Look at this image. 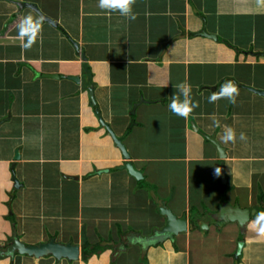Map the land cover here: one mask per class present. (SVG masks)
I'll list each match as a JSON object with an SVG mask.
<instances>
[{
	"label": "crops",
	"instance_id": "0c3cea01",
	"mask_svg": "<svg viewBox=\"0 0 264 264\" xmlns=\"http://www.w3.org/2000/svg\"><path fill=\"white\" fill-rule=\"evenodd\" d=\"M25 3L51 22L17 5ZM133 10L129 21L98 0H0V181H10L7 191L0 185V248L19 216V231L43 235L27 245L54 239L80 250L76 262L14 255L0 264H264L255 223L264 212V97L240 87L264 91V58H246L264 52V0H136ZM25 16L41 21L29 48L17 35ZM226 81L242 99L209 103ZM180 83L197 98L188 117L168 108ZM100 121L123 137L141 179L121 168ZM226 127L256 138L224 143ZM27 204L45 212L40 226ZM159 208L185 217L187 231L142 253L138 236L165 224ZM234 209L247 219L230 220ZM85 241L102 249L86 262Z\"/></svg>",
	"mask_w": 264,
	"mask_h": 264
},
{
	"label": "water",
	"instance_id": "95a60500",
	"mask_svg": "<svg viewBox=\"0 0 264 264\" xmlns=\"http://www.w3.org/2000/svg\"><path fill=\"white\" fill-rule=\"evenodd\" d=\"M17 5L19 6V8L21 7L30 8L33 11H35L42 20L51 22L46 17H44L36 7L30 4H26V3L21 4V5L17 4ZM197 35L202 36V37H207L213 40L216 39V37H214L213 35L206 34L204 29H202L199 33H197ZM70 43L73 45L74 49L77 50V44L73 41H70ZM255 55L264 58V52L256 53ZM45 77L55 79L57 78V75H46ZM73 80L76 82L78 81L77 78H74ZM233 83L234 85H236V87L238 86L234 81ZM240 87L256 95L264 97V91L262 90H256L251 87H246L243 85H240ZM90 96L92 97V93H90ZM133 109L135 110V107ZM134 110H132L130 115H133ZM5 120L6 119L1 120L0 124L3 123ZM100 123L103 125L104 129L110 135L115 146L121 151L123 162H124L121 168L126 170L128 174L135 177L136 179H141L142 178L141 173L135 170L133 165L129 161L128 153L126 152L125 147L122 143L123 137H116L108 125H106L105 123H102L101 121ZM204 137L207 138L214 145V147L216 148L218 157L219 158L224 157L223 149L220 148L219 144L216 143L214 138L207 137V136H204ZM19 154H20L19 150L17 149L14 152L15 161L19 160L20 158ZM102 172L103 171H97L96 173L100 174ZM220 177L222 180L225 178L222 170L220 173ZM12 181L14 182L15 188H18L20 186L17 180L15 179L14 174H12ZM233 211H234L233 212L234 217H230V220L234 218L236 220L238 219V221L239 220L242 221L244 218L247 219L248 214L246 211H241L238 209H234ZM158 213L165 218V224L159 229L157 228L153 229L151 234L146 237L138 236L140 237V239L137 241V243L140 245L142 253H145V251L151 246L163 243L166 240L172 241L173 237L181 233H185L187 231L188 226H187V220L185 217L176 218L171 211L164 209V208H159ZM131 239L137 240V238H132V237ZM242 245L243 243L241 242L238 243L236 251H235V256H238L240 254ZM15 253L19 255L33 257L36 259L43 258V257H52L56 261L66 260L67 262H76L79 259L80 250H79V247L75 244H70V243L62 244V243L56 242L54 239H50L49 241L38 244V245H25L19 241V239L17 238L16 232L13 231L11 244L5 250L0 249V258L1 257H13Z\"/></svg>",
	"mask_w": 264,
	"mask_h": 264
},
{
	"label": "clouds",
	"instance_id": "9594fccd",
	"mask_svg": "<svg viewBox=\"0 0 264 264\" xmlns=\"http://www.w3.org/2000/svg\"><path fill=\"white\" fill-rule=\"evenodd\" d=\"M136 0H98V7L108 12H118L126 20L133 21L136 19V13L133 6ZM41 21L33 19L32 16H25L17 28V35L24 40V47L29 48L37 39L40 33ZM179 97L174 93L171 102L168 104L169 110L179 117H188L197 106L191 99V85L180 83L177 85ZM239 95L236 85L231 81L223 83L218 93H213L208 97L209 103H214L218 99L224 98L229 103L235 104ZM236 134L231 127H226L221 140L224 143L234 142ZM241 141L246 140L244 133L239 134ZM15 161V160H14ZM255 223L259 226V232L264 233V212L257 213ZM11 244V243H10Z\"/></svg>",
	"mask_w": 264,
	"mask_h": 264
},
{
	"label": "rangeland",
	"instance_id": "374dc122",
	"mask_svg": "<svg viewBox=\"0 0 264 264\" xmlns=\"http://www.w3.org/2000/svg\"><path fill=\"white\" fill-rule=\"evenodd\" d=\"M248 68H250V69H252L251 68V66H249ZM177 79V78H176ZM175 79V80H176ZM174 90V92H175V94L179 97V89L176 87L175 89H173ZM211 92H213V91H211ZM208 94H209V92H206V96H208ZM117 96H118V93H115L114 94V99H116L117 98ZM210 96V95H209ZM254 96H256V94H254ZM259 97V96H258ZM191 99H192V101L194 100V99H197L196 97H195V95L194 94H191ZM198 99H199V97H198ZM208 99V98H207ZM236 99H242V97L239 95ZM240 131H242V130H240ZM245 131H242V133H244ZM241 132H238V134H236L237 136H236V139L235 140H240L239 139V134H240ZM257 134H258V136H259V133L257 132ZM246 136V135H245ZM246 138H248V139H255L256 138V135H248V136H246ZM156 155H159V151H157L156 153H155ZM2 155V153L0 152V156ZM158 165H160V164H156V163H154L153 164V168L156 170L157 168H158ZM164 167H165V165H164ZM164 167H162V168H164ZM7 179V178H6ZM5 179V177H3L2 179H1V181H0V185H1V188L3 187V189L5 190V191H7V187H8V185H9V177H8V179L6 180ZM11 179H12V174H11ZM5 181V182H4ZM9 181V182H8ZM12 187L13 188H15L14 187V182H13V184H12ZM178 188H180L181 189V191H182V185L181 186H179V187H177L176 189V191H178V192H180L179 190H178ZM48 189L50 190V187L48 186ZM156 190H158V189H156ZM26 193H27V195H28V191H26ZM10 195H13V194H10ZM56 195H57V193L56 192H52L51 194H50V197L49 198H56ZM35 199H33L32 197H29V199H28V201H27V198H26V202L27 203H30V202H32L33 203V201H34ZM24 201V200H23ZM36 203V202H35ZM45 203H46V207H48V209H49V206H51V203H53V205H55V203H56V201H54V200H51V199H48V200H46L45 201ZM23 204H24V202H23ZM8 206V205H7ZM34 209V211L29 207V205L27 204V212H29L28 214H30V216H32V218H34V216L31 214V212L33 213H37V217H36V219H40V221H39V223H38V226H40V224H41V219L43 218V215H45L44 213H42V212H40V210L38 209V208H36V207H34L33 208ZM70 210V209H69ZM8 214H10V212H8ZM46 216L48 217V218H53L51 215H47V212H46ZM22 218H20L19 216H18V218L16 217V216H14V222H15V225H16V228H17V232H16V235H17V238L19 239V241L20 242H22L23 244H25V245H27V244H34L35 242H36V240H38L39 238H41L43 235H42V232L41 231H34V230H32V228L31 227H27V226H25L24 227V229L22 230V231H19L18 230V227H19V225H18V223L20 222V220H21ZM0 227H3V225L0 223ZM52 229H56V228H53V227H49L47 230H52ZM50 232L51 231H44L43 232V234H48V235H50ZM85 232V231H84ZM56 233H58V232H53V235H55ZM69 234H71V236H72V234H75V233H69ZM64 241V240H63ZM192 243L193 244H197V242H195V241H192ZM195 250H197V249H190V252H191V256H193V252L195 251ZM199 250V249H198ZM220 250V249H219ZM33 258V257H32ZM34 259H36V258H34Z\"/></svg>",
	"mask_w": 264,
	"mask_h": 264
},
{
	"label": "trees",
	"instance_id": "16d2710c",
	"mask_svg": "<svg viewBox=\"0 0 264 264\" xmlns=\"http://www.w3.org/2000/svg\"><path fill=\"white\" fill-rule=\"evenodd\" d=\"M245 57V56H244ZM246 58L248 59H253V60H256V59H263V57H260V56H250V55H247ZM3 143V142H2ZM1 143V144H2ZM11 241V237H7L6 239V242H10ZM102 251L101 247H100V244L99 245H94V246H90L88 242H83L82 243V252H81V255H82V260L84 262L87 261V259L91 256V255H94V254H99L100 252Z\"/></svg>",
	"mask_w": 264,
	"mask_h": 264
},
{
	"label": "flooded vegetation",
	"instance_id": "af4514ba",
	"mask_svg": "<svg viewBox=\"0 0 264 264\" xmlns=\"http://www.w3.org/2000/svg\"><path fill=\"white\" fill-rule=\"evenodd\" d=\"M11 243V242H10ZM10 243L6 246V247H1L0 249H3V250H5L9 245H10ZM14 255H19V254H17V253H15ZM25 256V255H24ZM14 257V256H13Z\"/></svg>",
	"mask_w": 264,
	"mask_h": 264
}]
</instances>
